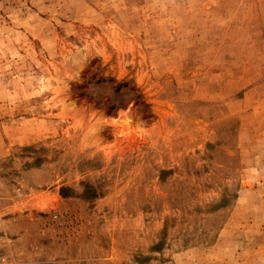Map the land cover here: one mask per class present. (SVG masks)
<instances>
[{
    "label": "rangeland",
    "instance_id": "1",
    "mask_svg": "<svg viewBox=\"0 0 264 264\" xmlns=\"http://www.w3.org/2000/svg\"><path fill=\"white\" fill-rule=\"evenodd\" d=\"M0 264H264V0H0Z\"/></svg>",
    "mask_w": 264,
    "mask_h": 264
}]
</instances>
